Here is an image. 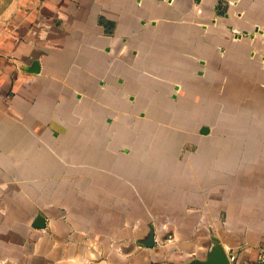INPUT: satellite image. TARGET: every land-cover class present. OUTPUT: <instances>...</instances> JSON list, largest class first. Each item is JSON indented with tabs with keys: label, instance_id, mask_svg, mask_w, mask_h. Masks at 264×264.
Here are the masks:
<instances>
[{
	"label": "crops",
	"instance_id": "1",
	"mask_svg": "<svg viewBox=\"0 0 264 264\" xmlns=\"http://www.w3.org/2000/svg\"><path fill=\"white\" fill-rule=\"evenodd\" d=\"M216 246L262 264L264 0H3L0 264Z\"/></svg>",
	"mask_w": 264,
	"mask_h": 264
},
{
	"label": "water",
	"instance_id": "2",
	"mask_svg": "<svg viewBox=\"0 0 264 264\" xmlns=\"http://www.w3.org/2000/svg\"><path fill=\"white\" fill-rule=\"evenodd\" d=\"M151 235H152V231L150 229L148 231L145 240L142 241L143 244L148 246L152 244ZM188 264H230V262L227 256L225 255V253L222 252L218 246H216L207 254V257L205 259L195 262H190Z\"/></svg>",
	"mask_w": 264,
	"mask_h": 264
},
{
	"label": "rangeland",
	"instance_id": "3",
	"mask_svg": "<svg viewBox=\"0 0 264 264\" xmlns=\"http://www.w3.org/2000/svg\"><path fill=\"white\" fill-rule=\"evenodd\" d=\"M2 2H3V0H0V6H1ZM98 261L99 260H97V259L93 260V262H91V260H85V261H83V264H91V263H93V264H99Z\"/></svg>",
	"mask_w": 264,
	"mask_h": 264
},
{
	"label": "built area",
	"instance_id": "4",
	"mask_svg": "<svg viewBox=\"0 0 264 264\" xmlns=\"http://www.w3.org/2000/svg\"><path fill=\"white\" fill-rule=\"evenodd\" d=\"M258 259L262 264H264V249L260 251Z\"/></svg>",
	"mask_w": 264,
	"mask_h": 264
}]
</instances>
